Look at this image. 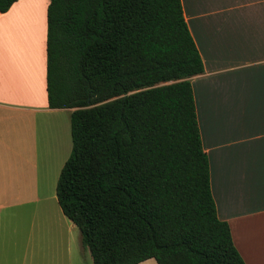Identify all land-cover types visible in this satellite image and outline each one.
Instances as JSON below:
<instances>
[{"label":"trees","instance_id":"16d2710c","mask_svg":"<svg viewBox=\"0 0 264 264\" xmlns=\"http://www.w3.org/2000/svg\"><path fill=\"white\" fill-rule=\"evenodd\" d=\"M45 53L47 106L72 109L55 196L92 264H244L209 189L180 0H47Z\"/></svg>","mask_w":264,"mask_h":264},{"label":"crops","instance_id":"0c3cea01","mask_svg":"<svg viewBox=\"0 0 264 264\" xmlns=\"http://www.w3.org/2000/svg\"><path fill=\"white\" fill-rule=\"evenodd\" d=\"M46 4L0 12V264H92L33 162L48 142L33 123L72 110L47 106ZM180 4L203 65L190 85L216 216L244 264H264V0Z\"/></svg>","mask_w":264,"mask_h":264},{"label":"rangeland","instance_id":"374dc122","mask_svg":"<svg viewBox=\"0 0 264 264\" xmlns=\"http://www.w3.org/2000/svg\"><path fill=\"white\" fill-rule=\"evenodd\" d=\"M43 0H34L38 4ZM39 129L37 130L36 127ZM32 134L34 137L38 136V132L43 134L48 132L46 140L48 142L44 145L38 143V148L35 149L33 162L38 166V174L41 176V191L53 192L55 188L56 178L59 169L67 158L71 148V140L69 133V117L66 112L51 114L47 116H40L39 119L32 125ZM64 130V135L61 144H57V138L60 132ZM39 134V136H40ZM40 139V138H39ZM59 142V141H58ZM86 259L91 260L87 250ZM143 264H156L153 258L144 260Z\"/></svg>","mask_w":264,"mask_h":264}]
</instances>
